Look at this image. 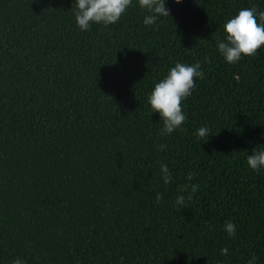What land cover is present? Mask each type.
I'll return each instance as SVG.
<instances>
[{"label":"trees","instance_id":"trees-1","mask_svg":"<svg viewBox=\"0 0 264 264\" xmlns=\"http://www.w3.org/2000/svg\"><path fill=\"white\" fill-rule=\"evenodd\" d=\"M74 2L0 0V264H264V169L247 164L264 148V45L232 64L217 48L264 0H166L153 25L132 0L87 31ZM176 62L204 75L162 135L147 98ZM186 183L199 190L177 205Z\"/></svg>","mask_w":264,"mask_h":264},{"label":"clouds","instance_id":"clouds-1","mask_svg":"<svg viewBox=\"0 0 264 264\" xmlns=\"http://www.w3.org/2000/svg\"><path fill=\"white\" fill-rule=\"evenodd\" d=\"M182 0H175L179 4ZM139 7L149 14L144 18L145 25H153L161 16H170V10L165 7L166 0H138ZM132 0H75L73 7L77 26L81 31H87L92 23L104 24L105 26L117 23L126 12ZM226 36L217 40V48L227 63H237L242 56H254L257 50L264 45V11L256 6L242 8L238 14L228 19L223 25ZM207 59V57H205ZM200 62L192 65L176 62L168 74L155 83L147 102L152 112L159 113L163 127L160 132L168 135L179 129L186 121L187 116L182 110V101L192 95L195 88V78H203ZM210 135L207 126L200 127L196 136L198 139ZM163 151L166 144L157 146ZM247 164L254 171L264 169V148H258L247 155ZM161 178L165 185L171 182L172 173L167 164L161 165ZM195 173H189L187 180L191 181ZM199 190L197 184H184L180 192H188L187 197L178 196L177 205H184L186 199L191 200L192 195ZM163 194H156V202L163 200ZM224 230L228 236L235 237L236 225L232 221H226ZM228 249L222 248L221 254L227 255ZM256 257L253 255L247 264H255ZM12 264H26L21 258L13 260Z\"/></svg>","mask_w":264,"mask_h":264}]
</instances>
